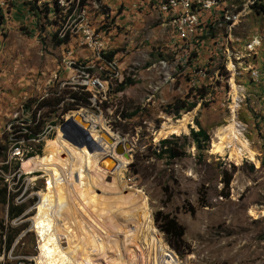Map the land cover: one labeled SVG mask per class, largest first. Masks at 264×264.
Returning a JSON list of instances; mask_svg holds the SVG:
<instances>
[{
    "label": "rangeland",
    "instance_id": "rangeland-1",
    "mask_svg": "<svg viewBox=\"0 0 264 264\" xmlns=\"http://www.w3.org/2000/svg\"><path fill=\"white\" fill-rule=\"evenodd\" d=\"M55 2L61 12L44 13ZM253 2L220 0L222 13L192 43L159 20L157 0H0V187L6 183L7 197L20 187L13 201L25 204L23 215L8 220L0 196V264H38L30 217L44 178L22 172L20 163L31 151L42 154L44 139L76 109L102 115L124 139V177L146 195L177 264H264V16ZM54 33L67 41L55 44ZM125 78L134 82L118 89ZM230 79L239 87L236 118L253 151L238 162L209 150L214 130L231 116ZM71 90L88 92V101L63 111ZM56 94L63 96L58 106L36 109ZM193 108L187 132L155 135L166 117ZM34 111L40 133L18 140L24 154L14 156L13 126H34ZM199 128L206 138L198 148L191 131ZM169 147L180 155L160 153ZM104 162L107 170L114 164ZM168 219L181 236L161 230ZM7 233L16 234L9 247Z\"/></svg>",
    "mask_w": 264,
    "mask_h": 264
},
{
    "label": "bare ground",
    "instance_id": "bare-ground-1",
    "mask_svg": "<svg viewBox=\"0 0 264 264\" xmlns=\"http://www.w3.org/2000/svg\"><path fill=\"white\" fill-rule=\"evenodd\" d=\"M199 1L202 0H157L158 18L180 39L196 43L207 32V24L222 13L217 7L220 0H212L217 12H210L206 19L205 12L198 8ZM189 21L194 30L185 36L176 32ZM238 89L230 79L231 116L225 125L214 130L209 140L210 152L227 153L236 162L244 156L253 157L236 118ZM71 113L99 146L94 144L91 149L78 146L56 127L54 135L44 139L43 153L27 155L20 163L22 172H42L44 178L30 217L40 256L37 263L177 264L175 255L153 225L146 195L128 185L124 177L129 154L124 156L114 148L120 140L127 152L124 139L107 127L102 115H92L83 109ZM193 113L194 108L177 118L166 117L155 135L187 132ZM11 144L12 148H20L18 141ZM21 154H24L21 148L12 152L14 156ZM105 158L113 160L111 169L104 168Z\"/></svg>",
    "mask_w": 264,
    "mask_h": 264
},
{
    "label": "trees",
    "instance_id": "trees-1",
    "mask_svg": "<svg viewBox=\"0 0 264 264\" xmlns=\"http://www.w3.org/2000/svg\"><path fill=\"white\" fill-rule=\"evenodd\" d=\"M79 1H80V3H83L84 0H79ZM251 6H252L254 12H256L258 14H262L264 16V0H254L253 4ZM44 7H45L44 13H46V14L52 13L54 15H58L62 9L61 7L58 6V4H56V2L52 6H48L46 4ZM29 8L33 12V14H35V15L37 14L36 9H38V7L35 3H33V4L31 3L29 5ZM52 37H53V42L57 45L67 41L66 35L58 37L57 34L54 33L52 35ZM111 56H112V52L104 54V57L107 60H110ZM133 82H134L133 79L125 78L119 82L118 89H121L126 84H131ZM81 88H82V86H81ZM88 96H89V93L86 91H83V93L80 94L75 90L74 91L71 90L67 95V97H69L71 99V101H70L71 104L64 107L63 111H65L66 109L72 108L73 103L76 105L80 101H88ZM62 98H63V96L60 94L54 95L53 98H52V96L44 97L37 102L36 109H43V108H48V107H52V106L56 107V106H58V104L60 103ZM51 99H53V100H51ZM173 105L176 107V109L183 107V105L178 104L177 101L175 103H173ZM186 109H188V108H186ZM36 111H34L32 116H31V119L34 122V126H29V124L22 126L25 129H27L25 131H22V128L16 129L13 126L14 134L11 136L13 141H18V140H24L25 141L28 138L32 137V135H36V134L40 133L39 125L41 124V121H40V119H38L37 121L35 120ZM42 114H43V112L40 111L38 116H40V115L42 116ZM23 121H27V120H23ZM191 136H192V139L195 141L196 146L199 148L200 147V140L206 138V133H205L204 129L199 128L198 130H192ZM165 152H167V156L170 158H173V157L180 155L179 151L174 150L170 147L169 148H161L160 153H165ZM29 155H32V154H29ZM2 167L4 168V170H6L5 164ZM13 179L14 178H12V181H13ZM13 187H16V184H13ZM19 189H20V187H19ZM18 190L12 192V194L10 196L8 195V197H7L6 196V193H7L6 192V183H3V185L0 187V196L2 197L3 201L7 202V218H8V220H11L13 218L20 216L25 209V204L23 202L14 203V201H13V198L16 195ZM161 230H163L166 234H173V235L178 236V237L182 235L181 227L173 219L172 220L168 219L161 226ZM15 235H16L15 233H13V234L7 233L5 235L6 247L10 246Z\"/></svg>",
    "mask_w": 264,
    "mask_h": 264
},
{
    "label": "water",
    "instance_id": "water-1",
    "mask_svg": "<svg viewBox=\"0 0 264 264\" xmlns=\"http://www.w3.org/2000/svg\"><path fill=\"white\" fill-rule=\"evenodd\" d=\"M59 129L61 130L65 138L78 146L86 145L88 149H91V146L94 144L99 146L97 142L90 136L87 129L75 121L72 113H69L63 119V121L59 125ZM115 151L118 153H122L124 156H127L129 154V150L127 152L124 151L123 145L120 140L115 145ZM110 160L112 159L110 158Z\"/></svg>",
    "mask_w": 264,
    "mask_h": 264
},
{
    "label": "built area",
    "instance_id": "built-area-1",
    "mask_svg": "<svg viewBox=\"0 0 264 264\" xmlns=\"http://www.w3.org/2000/svg\"><path fill=\"white\" fill-rule=\"evenodd\" d=\"M59 4L62 5L63 3H59ZM198 8L201 11L205 12L206 19L209 17L210 12H216L212 6V0L199 1V7ZM189 30H194V28L191 27V21L185 22L184 28L182 30H177L176 32H182V34H184V36H185V33L188 32ZM17 149H20V148H11V152L16 151Z\"/></svg>",
    "mask_w": 264,
    "mask_h": 264
},
{
    "label": "crops",
    "instance_id": "crops-1",
    "mask_svg": "<svg viewBox=\"0 0 264 264\" xmlns=\"http://www.w3.org/2000/svg\"><path fill=\"white\" fill-rule=\"evenodd\" d=\"M35 206V205H34Z\"/></svg>",
    "mask_w": 264,
    "mask_h": 264
}]
</instances>
